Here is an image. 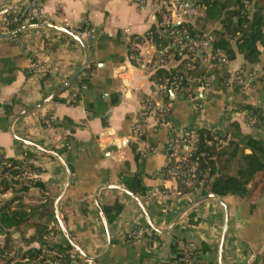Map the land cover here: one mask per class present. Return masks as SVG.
<instances>
[{
    "label": "crops",
    "instance_id": "crops-1",
    "mask_svg": "<svg viewBox=\"0 0 264 264\" xmlns=\"http://www.w3.org/2000/svg\"><path fill=\"white\" fill-rule=\"evenodd\" d=\"M20 1L0 0V13L19 9L25 0L16 7ZM37 2L44 12L43 23L22 21L19 27L8 29L4 23L7 13L0 15V149L6 158L26 159L38 167L44 194L53 201L67 180L62 162L13 136L55 152L67 164L70 183L58 205V214L71 240L87 256L95 258L89 260L76 252L72 261L184 264V249L190 244L193 264H251L264 251V196L255 191L247 198L219 197L228 211L220 253L225 219L222 203L207 198L193 204L201 197L197 192L180 196L163 193L162 170L171 160L175 138L186 129L223 133L229 122L237 121L242 132L262 134L245 125L239 108L245 105L264 109V49L260 63L247 66L251 72L244 75L246 85L238 88L226 86V81L245 64L242 56L237 54L225 63L212 62L205 51L201 70L208 86L196 88L193 98H183L182 90L170 92L167 124L159 126L149 117L141 136L134 137L132 129L140 122L142 101L155 98V92L148 67L139 66L134 63L135 58H130L129 38L142 37L164 8L172 16L178 1L146 0L144 10H139L131 0ZM181 20L175 19L174 24ZM46 24L87 27L91 37L79 38L81 45ZM16 29L21 31L3 36ZM159 32L168 35L166 27ZM139 44L133 46H138V57L149 62L145 51L153 52V44ZM33 62L38 69L30 72ZM82 67L74 81L52 101L14 119L49 97ZM133 144L139 151L137 158ZM60 149L61 154L57 152ZM183 150L184 147L175 148L178 154ZM136 171L142 173L147 187L145 198L126 188ZM106 185L120 186L134 194L157 231L148 226L131 197ZM29 193L38 192L32 189ZM96 201L103 215L104 207H121L110 222L104 215L110 245ZM51 224L56 225L58 232L48 241L67 242L56 219ZM133 229L139 230L138 238L127 241L126 234ZM101 255L104 256L96 258Z\"/></svg>",
    "mask_w": 264,
    "mask_h": 264
},
{
    "label": "trees",
    "instance_id": "trees-1",
    "mask_svg": "<svg viewBox=\"0 0 264 264\" xmlns=\"http://www.w3.org/2000/svg\"><path fill=\"white\" fill-rule=\"evenodd\" d=\"M177 1L180 3L183 0ZM194 1L197 6L194 19L185 18L176 24H170L169 28L174 29L177 35L160 34V29L164 27H158V24L165 13L161 10L156 15V23L142 37L129 38L132 61L138 51L133 46L150 36L155 54L160 59L172 62L167 67L160 66L155 58L147 62L154 92L159 84L165 83L168 89L165 95L167 100L171 91L179 90H182L183 98H193L194 90L204 86L201 60L205 51L197 52L190 47L193 41L199 40L204 34L212 37L208 51L212 62L220 57H224L226 62L231 61L239 54L245 64L238 70L244 76L251 72V68L247 66L258 64L261 60V50L264 49V0ZM24 4L5 14V19H11L14 15L17 17L16 21L6 24V28L20 26ZM181 42H185L187 47L180 51ZM153 63H156V67L150 70ZM188 63L191 67L187 68ZM239 86L241 85L236 87ZM144 101L145 99L142 104ZM239 111H251L253 117L264 126V109L243 105ZM7 113L10 114L9 110ZM169 113L170 111L166 112V115ZM193 130L199 135L195 153L198 168L206 174V180L197 196L213 194L220 198H247L255 191L259 196H264V131L262 134L244 133L237 121L229 122L223 133L203 128ZM214 137L218 140H213ZM205 140H210V145ZM132 149L137 158L139 151L136 144L132 145ZM57 152L61 154L62 150ZM27 168L31 172L40 171L26 159L6 158L3 153L0 154V193L11 191L10 197L0 199V264H45V260L76 264L72 261V256L77 253L69 243L48 241L49 237L58 232L56 225L51 224L55 222L53 199L44 194V187L38 178L30 179L23 175ZM142 178L140 171L134 172L126 183V188L140 198H145L147 187ZM32 189L38 193L30 194ZM190 192L189 188L182 189V194ZM120 211L121 207L116 204L103 208L108 222ZM44 249L50 250L54 255H42ZM40 255L41 258L38 257ZM189 256L193 264V250ZM251 264H264V251Z\"/></svg>",
    "mask_w": 264,
    "mask_h": 264
},
{
    "label": "built area",
    "instance_id": "built-area-1",
    "mask_svg": "<svg viewBox=\"0 0 264 264\" xmlns=\"http://www.w3.org/2000/svg\"><path fill=\"white\" fill-rule=\"evenodd\" d=\"M135 6L139 10H144L146 8V0H131ZM24 7L21 11V22H36V23H43L45 22V16L42 9V6L37 2V0H25ZM165 12L163 13L162 21L160 25L162 27L168 28V35L175 36L177 32L169 28L171 23H174L175 19H194L197 15V6L194 0H183L182 2L178 3L175 11L173 12L172 16L167 8H164ZM173 17V18H172ZM17 17L14 15L11 19H5L4 23L8 24L12 21H16ZM69 32L75 34L80 39H89L91 37V31L87 27H65ZM211 41L212 37L209 34H204L199 40L193 41L190 44L192 49L195 51H209L211 48ZM17 42V41H16ZM152 45L150 36L145 37L139 45ZM180 51L187 47L185 42H181L179 44ZM138 46L135 47V49ZM146 54L148 57L155 58L158 61L160 66H167L169 61L160 59L158 55L153 52H150L146 49ZM130 56L133 57L132 52L130 51ZM219 61L225 63L224 57H220ZM137 65L146 67L148 61H144L138 57V53L135 56L134 63ZM156 63L150 65V70L155 69ZM191 67L190 64H187V68ZM38 69L37 63H31L30 65V72L36 71ZM264 76V73H263ZM237 85H246V81L244 80V76L240 73L239 70H236L232 76L226 81V86L228 87H235ZM204 86H208V82L205 80ZM168 89L165 83H161L156 87L155 91V98L149 97L146 98L139 113V123H137L132 129V135L134 137L141 136V130L144 126V122L147 118L152 117L156 120V124L159 126L166 125L167 115L166 112L170 110L171 103L165 98ZM170 91V90H169ZM172 92V91H171ZM241 114L244 118V123L247 127L250 128H257L259 131H264V126L255 119L251 113V111H241ZM264 121V117L263 120ZM213 140H218L216 137ZM220 141V140H219ZM199 142V135L193 129H186L182 131L174 140L173 153L171 154L170 162L164 166L162 170V192L165 194H172L173 196H180L182 195L183 188H189L192 192H199L200 187L204 184L206 180V174L201 172L198 168L197 157L195 155L197 150V143ZM205 143L210 145V140H205ZM176 147H184V150L181 154L175 152ZM0 154L2 151L0 149ZM23 175L28 176L30 179H37L38 173L31 172L27 168L24 171ZM11 195V191L8 190L6 192L0 193V199H5ZM139 235L138 229H133L126 234V240L132 241L136 240ZM16 238V236H13ZM192 251V245L187 244L184 249V264H192L190 259V252ZM42 255H50L53 256L54 253L50 250L44 249L41 252ZM41 258V255L38 256ZM45 264H60L57 261H49L45 260Z\"/></svg>",
    "mask_w": 264,
    "mask_h": 264
},
{
    "label": "water",
    "instance_id": "water-1",
    "mask_svg": "<svg viewBox=\"0 0 264 264\" xmlns=\"http://www.w3.org/2000/svg\"><path fill=\"white\" fill-rule=\"evenodd\" d=\"M23 1H24V0H21V1L16 5V7H17L18 5H20V3H22ZM13 9H14V8H13ZM8 11H10V10L3 11L2 13H0V15H3V14H5V13H7ZM44 26H46V27H50V28L55 29V30H58V31H61V32H63V33H65V34L69 35V36H70L71 38H73L74 40L78 41L81 45H83V43L80 41V39H79L75 34L69 32V31H68L67 29H65V28L57 27V26H53V25H48V24H46V25H44ZM20 31H21V29H16V30L10 31L9 33H7L6 35H3V36H7V37H8V36H12V35H14V34L20 32ZM82 69H83V67H82L81 69H79L78 71H76L73 75H71V76H70V77H69V78H68V79H67V80H66V81H65V82H64V83H63V84H62V85H61V86L55 91V92H53L49 97H47L46 99H44V100L41 101L40 103H38V104H36V105H34V106L28 108V109H25V110H23V111L20 112V113H18V114L14 117V119L17 118V117L23 116V115H25V114H27V113H29V112H31V111H34V110H36L37 108L43 106L44 104H46V103L52 101L57 95H59L62 91H64V90H65V89H66V88H67V87H68V86L74 81V79L77 77V75L79 74V72H80ZM13 137H14L15 140H17V141H19V142H21V143H23V144H26V145H28V146H30V147H33V148H35V149H38V150H40V151H42V152H44V153H47V154H49V155H52V156L58 158V159L62 162V164H63V166H64V168H65V171H66V173H67V180H66V182H65V184H64V186H63L61 192L59 193V195H58V196L54 199V201H53V207H54V215H55V219H56V221H57V223H58V225H59V228H60V230H61L63 236L65 237L67 243H69V244L73 247V249H74L78 254H80L81 256H83V257H85V258H87V259H89V260H93V259H95L94 257L87 256V255H86V254H85V253H84V252H83V251H82V250H81V249H80V248H79V247H78V246H77L72 240H71V238H70L69 235L67 234V232H66V230H65V228H64V225H63V223H62V221H61V219H60V217H59V214H58V205H59V203H60L62 197L64 196V194H65V192H66V190H67V188H68V185H69V183H70V170H69L67 164H66V163L61 159V157H60L58 154H56L55 152H53V151H51V150H49V149H46V148L40 147V146H38V145H35V144H33V143H30V142H28V141H25V140L19 139L18 137H15V136H13ZM105 187H106V188H110V189H114V190H117V191H121L122 193H124V194L128 195L129 197H131V198L136 202V204H137L138 208L140 209V211H141V213H142V215H143V217H144L146 223L148 224V226L151 227L153 230L157 231L156 228L154 227L152 221L150 220V218H149V216H148V214H147V212H146L144 206L142 205L141 201H140V200H139L134 194H132L131 192H129L128 190H126L125 188L120 187V186L106 185ZM207 198H215V199H217L220 203H222V206H223L224 211H225V219H224V225H223L222 236H221V240H220V248H219V251H220V253H221V252H222L223 245H224L225 237H226L227 223H228V211H227V208H226L225 204L221 201V199H220L218 196L213 195V194L203 195V196H201L200 198H198L196 201H194L193 204L198 203V202H200V201H202V200H204V199H207ZM96 207H97V210H98V213H99L100 219H101V221H102L103 227H104L105 232H106V235H107L108 245H110V235H109L108 223H107V221H106V219H105V217H104V215H103V213H102L101 207H100V205L98 204L97 201H96ZM177 220H178V219H176L175 223L177 222ZM175 223H174V224H175ZM103 256H104V255H101V256H98V257H96V258H97V259H100V258H102Z\"/></svg>",
    "mask_w": 264,
    "mask_h": 264
},
{
    "label": "rangeland",
    "instance_id": "rangeland-1",
    "mask_svg": "<svg viewBox=\"0 0 264 264\" xmlns=\"http://www.w3.org/2000/svg\"><path fill=\"white\" fill-rule=\"evenodd\" d=\"M1 238V237H0Z\"/></svg>",
    "mask_w": 264,
    "mask_h": 264
}]
</instances>
